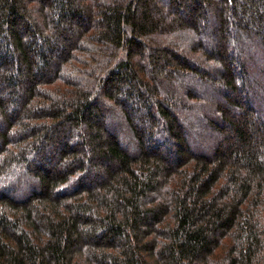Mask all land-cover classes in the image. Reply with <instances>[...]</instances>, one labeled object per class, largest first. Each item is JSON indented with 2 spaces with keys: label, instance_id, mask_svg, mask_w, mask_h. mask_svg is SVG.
Masks as SVG:
<instances>
[{
  "label": "trees",
  "instance_id": "1",
  "mask_svg": "<svg viewBox=\"0 0 264 264\" xmlns=\"http://www.w3.org/2000/svg\"><path fill=\"white\" fill-rule=\"evenodd\" d=\"M0 264H264V0H0Z\"/></svg>",
  "mask_w": 264,
  "mask_h": 264
}]
</instances>
